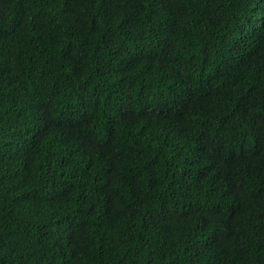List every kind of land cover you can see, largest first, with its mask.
Listing matches in <instances>:
<instances>
[{
    "label": "trees",
    "instance_id": "1",
    "mask_svg": "<svg viewBox=\"0 0 264 264\" xmlns=\"http://www.w3.org/2000/svg\"><path fill=\"white\" fill-rule=\"evenodd\" d=\"M0 264H264V0H0Z\"/></svg>",
    "mask_w": 264,
    "mask_h": 264
}]
</instances>
